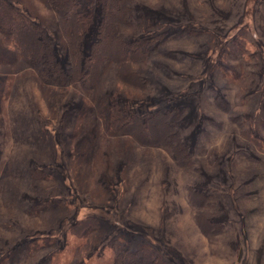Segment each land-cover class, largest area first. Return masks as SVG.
Listing matches in <instances>:
<instances>
[{"label": "rangeland", "instance_id": "obj_1", "mask_svg": "<svg viewBox=\"0 0 264 264\" xmlns=\"http://www.w3.org/2000/svg\"><path fill=\"white\" fill-rule=\"evenodd\" d=\"M7 1L63 64L58 12ZM81 3L94 11L85 51L98 10ZM131 6V38L158 44L136 65L141 91L107 62L90 91L40 84L0 33V264H118V248L142 243L157 264H264V0ZM112 102L140 120L167 113L191 163L110 128ZM199 206L217 231H203Z\"/></svg>", "mask_w": 264, "mask_h": 264}, {"label": "trees", "instance_id": "obj_2", "mask_svg": "<svg viewBox=\"0 0 264 264\" xmlns=\"http://www.w3.org/2000/svg\"><path fill=\"white\" fill-rule=\"evenodd\" d=\"M43 1L49 8L57 11L63 20L61 34L67 54L63 64L54 55L52 42L45 36L43 29L24 17L7 0H0V33L11 39L26 63L34 68L31 73L36 82L64 86L79 81L90 91L99 76L101 66L107 62L114 66L120 83L139 91L146 87V79L136 65L147 53L154 52L158 44L144 48L141 41L131 38L128 30L132 25L131 2L134 0H95L98 10L95 37L85 51L84 39L89 33L94 16L92 4L83 7L81 0ZM126 110L116 102L110 103L108 126L117 133L131 135L144 145L158 144L167 147L172 158L180 165L191 163L190 155L179 141V135L170 123L167 113L156 112L152 117L140 120L135 114L124 115ZM205 199L206 196L200 195L194 196L192 201L200 202L201 205ZM199 207L197 216L201 217L203 231H217L219 228L211 218L212 212L205 206ZM84 220V217L78 219V223ZM91 226L86 224L84 230L76 235L88 231ZM113 247L118 248V244L115 243ZM116 252L118 264L158 262L149 246L143 243L134 248L126 245L118 248Z\"/></svg>", "mask_w": 264, "mask_h": 264}, {"label": "crops", "instance_id": "obj_3", "mask_svg": "<svg viewBox=\"0 0 264 264\" xmlns=\"http://www.w3.org/2000/svg\"><path fill=\"white\" fill-rule=\"evenodd\" d=\"M254 33V32H253ZM254 35V34H253Z\"/></svg>", "mask_w": 264, "mask_h": 264}]
</instances>
